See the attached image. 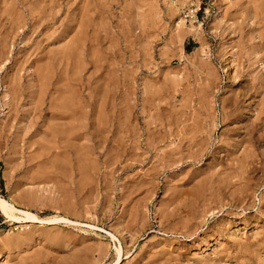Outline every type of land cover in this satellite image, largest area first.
<instances>
[{
  "label": "rangeland",
  "instance_id": "rangeland-1",
  "mask_svg": "<svg viewBox=\"0 0 264 264\" xmlns=\"http://www.w3.org/2000/svg\"><path fill=\"white\" fill-rule=\"evenodd\" d=\"M14 1L23 26L29 13ZM51 1L41 16L52 5L59 21L45 34L0 32L11 46L0 63V195L18 209L0 210V264H264V126L245 135L262 97H241L237 114L231 101L244 90L237 29L264 30L246 16L263 0ZM40 69L52 78L44 92ZM60 93L75 101L79 139L48 153L40 135ZM243 146L256 170L243 165L229 184L218 172Z\"/></svg>",
  "mask_w": 264,
  "mask_h": 264
},
{
  "label": "bare ground",
  "instance_id": "bare-ground-1",
  "mask_svg": "<svg viewBox=\"0 0 264 264\" xmlns=\"http://www.w3.org/2000/svg\"><path fill=\"white\" fill-rule=\"evenodd\" d=\"M4 1V0H3ZM2 1V2H3ZM8 1V2H7ZM7 1H4V2H6V3H8V5L7 4H5L4 2V4H5V6H6V9H4L5 7H3V9L4 10H6V17H4V19L3 20H0V32H1V30H3L4 31V34H6V38L8 39L9 38V40H10V38H12L13 36L15 37V36H17V37H19L18 35H20L21 33L20 32H17L16 30L19 28V26H17V25H20V24H18L19 22H18V20H16V18L14 17V13L15 14H17V16L16 17H21L22 15H23V13L21 14V16H19L18 15V13H16V3H15V1L14 0H7ZM19 1V0H18ZM31 2H32V0H30ZM43 1V0H42ZM41 1V2H42ZM45 1V0H44ZM53 1V0H52ZM51 1V3L53 4V2ZM253 1H256V0H253ZM258 1V0H257ZM256 1V2H257ZM41 2H39V3H37L38 4V7L40 6H42V4H41ZM260 2H261V0H260ZM259 2V3H260ZM1 3V2H0ZM35 3V4H36ZM43 3V2H42ZM49 3V2H48ZM47 3V5L49 6V4ZM50 3V4H51ZM55 3V2H54ZM2 4V3H1ZM20 4L23 6V7H25L26 9H27V11H28V13H29V18H26V17H24V20H23V22H22V24H23V26L22 25H20L21 27L18 29V30H20V29H23V31H22V34H23V36H25V39L24 40H27V38H28V36L30 35V34H32V35H34L35 33H36V35L38 34H40V36L42 35V34H45L46 32H45V29H47V26H48V24H50V23H52L51 25L53 26V25H55L56 24V22L57 21H59L58 20V17H57V15L56 14H54L53 12H55V10H54V8L52 7V5H51V8H50V11H51V14H49L48 15V18H50L51 17V19L50 20H47L48 18H43V16H41V14L42 15H45L46 16V11H45V7L44 6H47L46 4H43V8H40L39 7V12H38V10L36 9V8H38L37 7V4H36V8L35 7H33L34 5V2H33V4L32 5H29V3H28V1L26 0H21L20 1ZM254 4V3H253ZM2 6V5H1ZM58 6V5H57ZM254 7H256L255 5H254ZM2 8V7H1ZM47 8V7H46ZM58 8V7H57ZM1 10V9H0ZM43 11H45V12H43ZM1 12V11H0ZM252 12H253V16H251V12H249V10H247V17H250V19L251 18H253V19H258V21H259V23H257L258 21H256V22H252V24H256V26H257V24L259 25V24H262V21H264V0H263V2L261 3V7H256L255 9H254V11L252 10ZM3 13H4V11H3ZM1 14H2V12H1ZM2 15H0V17H1ZM50 16V17H49ZM3 17V16H2ZM23 17V16H22ZM21 17V18H22ZM47 17V16H46ZM20 18V20H22ZM45 21H47L46 23H45ZM250 21V20H249ZM253 21V20H252ZM255 21V20H254ZM21 22V21H20ZM251 24V23H250ZM242 25H243V22L240 24V27H238V29L237 30H239V34L241 35V41H240V44H243L242 46H241V49L239 50L240 52H238L237 54H238V56H236V54H234V56H236L237 58H239L238 59V61H237V59H236V62H238V64H236L235 66L237 67V74H238V76L240 77V78H242V80H243V82H244V90H242V92H240L238 95H236V96H233L234 98H233V100H231L232 101V103H234V110H235V112H236V114L239 112H241L242 111V109H243V105L245 104V101L243 102V100L242 99H244V98H246V97H248L249 99H252V98H255L257 95H260L262 98H261V100H259L260 102H259V104H258V106L256 107L255 105V107H256V111H257V114H256V118H254V120L253 121H250V120H248V121H250V123L248 124V126H247V133L245 134L246 135V137L247 136H249V135H251V134H255V132H257L258 131V134H257V136L260 134V132H259V128L260 129H262V126H264V30H262V32H258V31H256V32H258V35H254L253 33V35H251V36H249V38H247L246 39V37L248 36V34L246 33V32H244V25H243V27H242ZM18 28H17V27ZM26 27H27V29H26ZM252 27H253V25H252ZM258 27V26H257ZM262 27H264V23H263V25H262ZM48 28H49V26H48ZM261 28V27H260ZM259 28V29H260ZM34 33V34H33ZM1 34V33H0ZM21 34V35H22ZM257 34V33H256ZM239 35V36H240ZM247 35V36H246ZM246 36V37H245ZM14 39V38H13ZM5 40V39H4ZM256 40H259V41H256ZM7 42H9V41H7ZM240 46V45H239ZM11 49V46L8 44V43H6V42H4L2 45H0V63H5V62H7V61H9V60H11L10 58H9V56H8V54L10 53V50ZM9 52V53H8ZM52 52V51H51ZM50 52V53H51ZM66 55V54H65ZM64 55V56H65ZM69 55H70V53H69ZM68 55V56H69ZM57 56V55H56ZM233 56V57H234ZM252 56H255L254 58L252 57ZM60 55L58 56V57H55V54H54V59H57L58 60V64H61V59L62 58H64V57H60ZM66 57V56H65ZM244 59L245 61L247 60V62H249V64H241V60L242 59ZM14 59V58H13ZM49 59H51L52 60V58H49ZM69 59V57L67 58V60ZM42 60V58H39L38 56L36 57V59L35 60H33L32 61V63L30 64V67H32L33 65H35V63H36V66H37V64H38V62H40ZM243 62V61H242ZM54 63H55V61H54ZM53 63V64H54ZM256 63H259V64H256ZM51 63H49V65H50ZM4 65V64H3ZM52 65V64H51ZM257 65H258V67H257ZM1 64H0V68H1ZM35 66V67H36ZM59 66V65H58ZM34 67V66H33ZM41 67V66H40ZM46 67H49V66H46L45 65V67L44 68H46ZM56 67H57V65H56ZM54 68V67H53ZM47 69H49V68H47ZM50 69H51V67H50ZM258 69H260V71L258 70ZM42 70V71H41ZM41 71V72H40ZM40 71H36L35 72V74L33 75V77L35 78V80H37V82H40L39 83V87H40V89L41 90H43V92H44V89L47 87V84H49L48 83V81L47 80H49V81H51L50 79H52V78H50V79H48L49 78V70H46V71H44L43 69H40ZM38 72L40 73V74H38ZM236 72V71H235ZM238 77V78H239ZM59 80V79H58ZM50 83H52V82H50ZM59 83V81H57L56 83L54 82L53 84H52V87L56 90L55 92H57L58 90H57V87H55L57 84ZM62 83V82H61ZM56 84V85H55ZM49 85H51V84H49ZM58 86H60L61 87V85H59L58 84ZM50 87V86H49ZM63 87V86H62ZM68 88V87H67ZM61 90V89H60ZM59 90V91H60ZM41 92V91H40ZM8 93H11V90H9L8 89ZM57 93H59V92H57ZM64 93V92H63ZM63 93H60V95L59 96H55V98H54V101L55 102H53V103H55V105H54V107L55 108H57L58 109V111H55V112H53L52 113V115L51 116H49V118H48V120H50V121H48V120H46L45 121V123H44V129L41 131V135H40V137L42 138V141L43 140H46L47 138H48V143H47V149H45L46 151H48V153H50L51 151H52V149H54V146L56 145H58L57 147L59 148V146H60V148H69V147H71V146H73V145H77V141H78V134H79V131H78V129H79V127H77V125L79 126V124H77V123H75L76 122V114L74 113V110L72 111V109H71V106H70V104L72 103V102H75V101H73V99L71 100V98H68L67 96V98L65 97H62L63 95H61V94H63ZM71 95V94H70ZM52 96H54V95H52ZM51 96V97H52ZM71 96H73V95H71ZM242 97V99H240ZM77 98V97H76ZM52 99V98H51ZM74 100H75V98H74ZM78 99H76V101H77ZM245 100V99H244ZM53 101V100H52ZM227 102H229L228 101V99L226 100V98L223 100V110H226V107H227ZM254 104L256 103V101L255 102H253ZM12 104V102H11V100H9V102H8V105L10 106ZM74 104V103H73ZM231 105V104H230ZM73 106V105H72ZM245 106V105H244ZM251 106V105H250ZM53 107V108H54ZM39 108V107H38ZM75 108V107H74ZM67 109H70L71 110V114H70V112H68L69 110H67ZM76 109V108H75ZM233 109V108H232ZM251 109V108H250ZM233 110V111H234ZM77 111H79V110H77ZM77 111H75V112H77ZM195 111V110H194ZM243 111H245V110H243ZM66 114H68L69 116H67ZM77 114H78V112H77ZM229 114V113H228ZM234 113H232L231 115H233ZM236 114H235V116H236ZM230 115V114H229ZM229 115H224L223 117H225V120L226 119H228V116ZM239 115V114H238ZM237 115V116H238ZM230 117H232V116H230ZM67 118H69V119H71V121H72V123L70 124V127H69V130H65L64 128H63V126H61V122H63V120L65 121V119H67ZM191 119V118H190ZM195 119V118H194ZM54 121H56L57 123H54L53 124V122ZM67 121V120H66ZM194 121V120H193ZM227 121V120H226ZM234 121V120H233ZM101 124V123H100ZM76 125V126H75ZM247 125V124H246ZM264 128V127H263ZM98 130V129H97ZM66 131V132H65ZM129 131V130H128ZM245 131V130H244ZM262 132H264V130L263 131H261V133ZM67 135V137L65 138V136H63V135ZM244 135V136H245ZM261 135H263V134H261ZM61 136V137H60ZM256 136V137H257ZM260 136V135H259ZM260 138V137H259ZM244 139V138H243ZM247 139V138H246ZM249 140H250V138H248ZM41 140V139H40ZM264 140V139H263ZM45 141V142H46ZM261 141H262V139H261ZM196 143V142H195ZM245 143V142H244ZM228 144H230V143H228ZM245 144H247V143H245ZM240 145V144H239ZM249 146H250V144H249ZM56 147V148H57ZM81 147V146H80ZM240 147V146H239ZM242 147V146H241ZM244 147V146H243ZM180 148V147H179ZM249 148V147H248ZM248 148L245 146L244 147V151L242 152V154H240L239 155V152H238V154L237 153H232L231 154V156H230V158H229V160H232V163L231 164H229V162H226L227 163V168L228 169H225V170H223L222 168V166H221V168H219V169H222L223 170V172H221V174H220V172H218V176H220V175H223V177H224V175H226V177L224 178V180L226 179V178H230L229 176H234V177H236V176H238V171L243 167V165H244V167H246L245 166V164H247V167H246V170H247V172H249V171H252V169H251V167H250V165H251V162L252 161H250L249 159L247 160V158L248 157H246L247 155H248ZM76 149H78V148H76ZM124 149V148H123ZM122 149V150H123ZM208 149V148H207ZM43 150V149H42ZM42 150H40V151H42ZM70 150V149H69ZM75 150V149H74ZM207 151V150H206ZM228 151V150H227ZM120 152V151H119ZM124 152V151H123ZM176 153V152H175ZM207 153V152H206ZM44 154V153H43ZM249 154H250V152H249ZM59 155V154H58ZM120 155V154H119ZM136 155V154H135ZM227 155H228V153H227ZM56 156V155H55ZM113 156V155H112ZM250 157H252V155L250 156ZM174 160V159H173ZM250 161V162H249ZM226 163H224V164H226ZM262 165V164H261ZM263 165H264V163H263ZM225 166V165H224ZM255 166V165H254ZM220 167V166H219ZM253 167V166H252ZM250 168V169H249ZM255 168V167H254ZM258 168V167H257ZM262 168H263V166H262ZM260 169V168H259ZM241 170H243V169H241ZM244 170H245V168H244ZM254 170H256V169H253V171ZM244 172V171H243ZM217 174V173H216ZM241 174H242V172H241ZM243 175V174H242ZM245 176V175H244ZM243 177V176H242ZM219 178H221L220 180H222V177H219ZM232 178V177H231ZM230 178V179H231ZM247 178H249L250 179V177H247ZM240 178L238 177V180H239ZM227 180V179H226ZM225 180V181H226ZM236 180H237V178H236ZM237 180V182H239ZM243 180V179H242ZM228 181H230V180H227L226 182H228ZM248 181V180H247ZM220 183V182H219ZM222 183V185H224V182H221ZM229 184H230V182H228ZM236 183V182H235ZM237 184V183H236ZM236 184H235V187H236ZM240 184V183H239ZM238 184V185H239ZM247 184V183H246ZM248 185V184H247ZM253 186V185H252ZM223 187V186H222ZM225 187V186H224ZM231 187V186H230ZM232 187H234V186H232ZM234 187V188H235ZM228 188H229V186H228ZM231 190V189H230ZM233 191H235V190H233ZM231 191H229V193H230ZM232 193H234V192H231V194ZM214 194V193H213ZM221 194V193H220ZM233 195V194H232ZM211 197V196H210ZM221 197V196H220ZM174 203V202H173ZM0 210L4 213V214H6L7 216H10V218L11 217H13L14 216V213L15 212H17L18 211V209H16L13 205H11L7 200H5L1 195H0ZM211 211V210H210ZM22 213H24L26 216H28V218L29 217H31V216H33V215H30L29 213H25V212H22ZM32 218V217H31ZM25 219V218H24ZM30 220V219H29ZM55 221V220H54ZM120 254H121V251H120ZM119 254V255H120ZM184 264H186V263H184ZM209 264H210V262H209Z\"/></svg>",
  "mask_w": 264,
  "mask_h": 264
}]
</instances>
